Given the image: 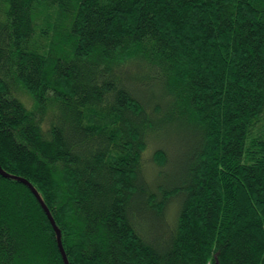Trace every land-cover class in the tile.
I'll return each mask as SVG.
<instances>
[{
    "label": "trees",
    "instance_id": "16d2710c",
    "mask_svg": "<svg viewBox=\"0 0 264 264\" xmlns=\"http://www.w3.org/2000/svg\"><path fill=\"white\" fill-rule=\"evenodd\" d=\"M0 167V264H64L19 178L68 264H264V0H0Z\"/></svg>",
    "mask_w": 264,
    "mask_h": 264
},
{
    "label": "water",
    "instance_id": "95a60500",
    "mask_svg": "<svg viewBox=\"0 0 264 264\" xmlns=\"http://www.w3.org/2000/svg\"><path fill=\"white\" fill-rule=\"evenodd\" d=\"M0 175L3 176V177H5V178L12 177V176L8 175L7 173H5V172L1 169V167H0ZM19 180L22 181L23 183H25V184L30 188V190H31L32 193L35 195L36 199L38 200L39 204L41 205V207H42L43 210L45 211V213H46V215H47V217H48V219H49V221H50V224L52 225V227H53V229H54V231H55V233H56L57 245H58L59 251H60V253H61V255H62V259H63V261H64V264H68L67 259H66V256H65V253H64L63 248H62V244H61L60 231H59V229L57 228V226L55 225V223H54V221H53V219H52V217H51V215H50L48 209L46 208V206H45L44 203L42 202L40 196H39L38 193L35 191V189H34V188H33V187H32L27 181H25L24 179H20V178H19Z\"/></svg>",
    "mask_w": 264,
    "mask_h": 264
},
{
    "label": "rangeland",
    "instance_id": "374dc122",
    "mask_svg": "<svg viewBox=\"0 0 264 264\" xmlns=\"http://www.w3.org/2000/svg\"><path fill=\"white\" fill-rule=\"evenodd\" d=\"M22 96L26 97L23 94H22ZM174 145L175 144L172 140L167 142V146L169 147V149L174 150L176 148V147H174ZM145 159H146V162H145L146 169L150 173V177L152 178V180L155 182V177H156L157 173L155 171L156 168L154 167V164H153L152 159H151V153L147 152L145 155Z\"/></svg>",
    "mask_w": 264,
    "mask_h": 264
}]
</instances>
